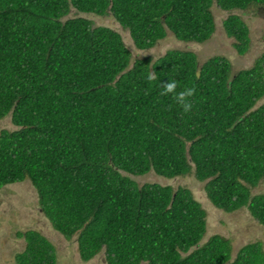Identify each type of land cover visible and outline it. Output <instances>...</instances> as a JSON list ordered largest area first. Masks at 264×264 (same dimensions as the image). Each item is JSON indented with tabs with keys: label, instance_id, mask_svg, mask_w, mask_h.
Masks as SVG:
<instances>
[{
	"label": "trees",
	"instance_id": "16d2710c",
	"mask_svg": "<svg viewBox=\"0 0 264 264\" xmlns=\"http://www.w3.org/2000/svg\"><path fill=\"white\" fill-rule=\"evenodd\" d=\"M264 0H0V190L28 179L42 212L89 262L264 264L261 243L232 256L231 240L207 231L206 211L187 187L139 184L153 173L192 175L214 208L247 209L264 227V49L233 72L223 56L201 63L191 51L136 59L121 35L89 15H112L139 51L172 34L204 44L216 32L213 8L245 55L250 31L237 13ZM264 43V32L262 36ZM157 79L149 81L150 73ZM195 88L184 112L162 84ZM260 102H262L260 104ZM16 264H57L37 231Z\"/></svg>",
	"mask_w": 264,
	"mask_h": 264
},
{
	"label": "rangeland",
	"instance_id": "374dc122",
	"mask_svg": "<svg viewBox=\"0 0 264 264\" xmlns=\"http://www.w3.org/2000/svg\"><path fill=\"white\" fill-rule=\"evenodd\" d=\"M247 24L250 31L251 44L245 55H239L233 48L234 40L229 38L223 29L222 23L228 13L215 7L213 15L216 22V32L204 44L184 43L176 40L172 34L159 41L152 49L137 50L130 38L128 30L123 29L112 15L94 16L88 18L95 26H105L118 32L126 47L132 53V62L136 59L151 57L153 61L163 56L169 50L191 51L196 54L201 63L216 56L226 57L232 64L233 72L252 67L254 61L264 49L262 35L264 32V5L250 9L246 13H237ZM262 102H260L261 104ZM16 128L7 116L0 120V132L13 131ZM139 184L160 183L174 187H187L194 198L206 211L207 231L200 245L215 235L231 240L232 256L235 257L240 248L249 243H261L264 248V227L259 225L243 208L233 213H225L213 207L204 192V184L198 182L192 175L167 180L150 173L143 178H136ZM264 191V184L255 192ZM28 231H37L50 241L56 251L57 264H105L102 251L89 262H83L79 256L77 241L73 237L66 240L56 232L50 220L42 212L39 198L31 182L26 179L21 183L7 185L0 190V264H16L15 256L26 246L21 234Z\"/></svg>",
	"mask_w": 264,
	"mask_h": 264
},
{
	"label": "clouds",
	"instance_id": "9594fccd",
	"mask_svg": "<svg viewBox=\"0 0 264 264\" xmlns=\"http://www.w3.org/2000/svg\"><path fill=\"white\" fill-rule=\"evenodd\" d=\"M149 81L156 80L157 77L155 73H150L147 77ZM162 95H167V94H174L175 99L178 104H180L183 107L184 112H189L192 109V102L190 101L189 98H191L195 94V88L193 87H187L183 91L177 93V82L173 80H167V82L162 84Z\"/></svg>",
	"mask_w": 264,
	"mask_h": 264
},
{
	"label": "flooded vegetation",
	"instance_id": "af4514ba",
	"mask_svg": "<svg viewBox=\"0 0 264 264\" xmlns=\"http://www.w3.org/2000/svg\"><path fill=\"white\" fill-rule=\"evenodd\" d=\"M263 36V35H262Z\"/></svg>",
	"mask_w": 264,
	"mask_h": 264
}]
</instances>
